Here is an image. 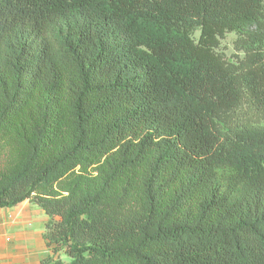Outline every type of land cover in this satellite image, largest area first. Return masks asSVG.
<instances>
[{"label": "trees", "instance_id": "16d2710c", "mask_svg": "<svg viewBox=\"0 0 264 264\" xmlns=\"http://www.w3.org/2000/svg\"><path fill=\"white\" fill-rule=\"evenodd\" d=\"M25 201L69 257L40 264H264V0H0V208Z\"/></svg>", "mask_w": 264, "mask_h": 264}, {"label": "rangeland", "instance_id": "374dc122", "mask_svg": "<svg viewBox=\"0 0 264 264\" xmlns=\"http://www.w3.org/2000/svg\"><path fill=\"white\" fill-rule=\"evenodd\" d=\"M235 39L234 32L227 33L219 46V51L230 60L235 58L237 52ZM22 203L18 204L19 214H24L25 219L19 220L13 213H0V264H9L7 258L17 255L22 257L24 264H40L47 258L69 260L62 249L52 251L46 245L44 233L48 217L43 210L32 202ZM26 211L28 213H23Z\"/></svg>", "mask_w": 264, "mask_h": 264}, {"label": "crops", "instance_id": "0c3cea01", "mask_svg": "<svg viewBox=\"0 0 264 264\" xmlns=\"http://www.w3.org/2000/svg\"><path fill=\"white\" fill-rule=\"evenodd\" d=\"M27 201L23 202L21 205H25ZM20 206V205H19ZM18 205L17 206H13V207H4V208H0V213L4 212V213H7V214H15L16 215V218H20L19 220H22V219H25V216L24 214H19V210H20V207ZM23 213H28L27 211L26 212H23ZM6 223V222H4ZM21 226V225H20ZM19 227L17 226L16 229H18ZM8 259V263L9 264H24V261L22 259L21 256L17 255V256H12V258H7ZM0 263H1V260H0Z\"/></svg>", "mask_w": 264, "mask_h": 264}]
</instances>
